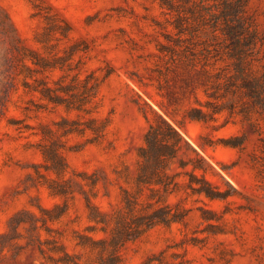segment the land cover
I'll return each mask as SVG.
<instances>
[{"label": "rangeland", "instance_id": "1", "mask_svg": "<svg viewBox=\"0 0 264 264\" xmlns=\"http://www.w3.org/2000/svg\"><path fill=\"white\" fill-rule=\"evenodd\" d=\"M0 264H264V0H0Z\"/></svg>", "mask_w": 264, "mask_h": 264}, {"label": "trees", "instance_id": "2", "mask_svg": "<svg viewBox=\"0 0 264 264\" xmlns=\"http://www.w3.org/2000/svg\"><path fill=\"white\" fill-rule=\"evenodd\" d=\"M195 167H200V166H195ZM202 182H205V183L209 184L210 181H209L205 176H203V178H202ZM200 191H206V193H207L208 196L213 197V196L210 194L209 190H207V188L200 189Z\"/></svg>", "mask_w": 264, "mask_h": 264}]
</instances>
